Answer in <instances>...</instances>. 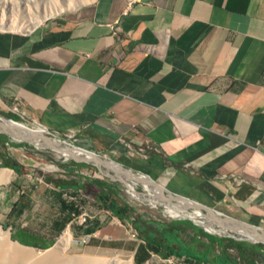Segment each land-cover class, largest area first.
Masks as SVG:
<instances>
[{
	"label": "crops",
	"instance_id": "0c3cea01",
	"mask_svg": "<svg viewBox=\"0 0 264 264\" xmlns=\"http://www.w3.org/2000/svg\"><path fill=\"white\" fill-rule=\"evenodd\" d=\"M0 113L113 152L168 193L264 230V0H93L26 32L2 29ZM86 164L70 160L38 186L12 170L0 197L11 238L48 249L66 233L132 264H264L262 243L147 207L135 229Z\"/></svg>",
	"mask_w": 264,
	"mask_h": 264
},
{
	"label": "rangeland",
	"instance_id": "374dc122",
	"mask_svg": "<svg viewBox=\"0 0 264 264\" xmlns=\"http://www.w3.org/2000/svg\"><path fill=\"white\" fill-rule=\"evenodd\" d=\"M93 0H0V21H3L5 24L3 26H0V30L7 29L12 31H18L23 32V28L21 29L19 26L23 25H31L32 23L36 22L35 25L42 23L43 21L47 19H51L52 17H56L58 15H63L70 13L74 10H76L78 7L88 4L92 2ZM67 3H81L77 8H69L64 9L57 14L50 15L53 13L57 8L63 6ZM59 6V7H58ZM49 14V16L47 15ZM44 15H46L44 17ZM31 22V23H30ZM19 27V28H18ZM25 31V30H24ZM0 115H3L0 113ZM6 118H11L14 121L23 124L24 126L30 128V129H36L29 120H24L17 114L12 113L11 115H3ZM61 140L63 137L57 136ZM5 139V140H4ZM19 138H14L12 135H10L8 132L3 131L0 128V153L3 155L10 156L12 159H14L15 162L20 163L22 165V169L24 170V173H26L31 179H33V183L40 185V183L44 182L47 183V181L56 180L59 177L64 176V169L63 165L66 163H70L71 159L65 160L64 156H61L58 154L57 151H53L49 148H45L44 145L41 142H37L36 140L33 141H17ZM10 142L12 143H22L27 145L28 147H31L36 151L37 153L32 152V150L25 151L22 147H13L10 145ZM37 144V145H36ZM101 156H103L107 161H114L120 165H123L119 158L113 154L110 153H99ZM2 163L0 159V164ZM87 166H81L80 171L85 173L86 177L88 179H97L100 180L102 183H107L113 185L111 187V191L113 192V197H115L116 202L119 203L122 206H126V218L129 221L133 219H141V216L144 217V214L147 211H143L144 208H149L152 210H155L154 212H159L161 215L168 219H175L167 216L164 214L165 207L170 208H178L176 206H165L162 205H155L154 202L156 200H153L150 195H148V191H145L144 188H142V183H136L134 181V186L132 184H127L126 182H129L125 179L124 175H120L119 173L115 174L109 169L100 166V168L95 167L92 163H87ZM124 166V165H123ZM125 167V166H124ZM126 169H130L134 172V170L131 167H125ZM0 169H7L11 171V177H14L13 171L8 168H0ZM137 175L142 176L140 173H137ZM113 178V179H112ZM10 180V179H9ZM8 180V181H9ZM8 181L2 182L0 181V197L4 194L5 189L10 186ZM40 181V182H39ZM42 181V182H41ZM13 190L9 192L12 197L15 195H20V190L17 193V188L19 185L13 184ZM90 188H94V186H91ZM134 188L136 195L133 194L132 189ZM128 189L129 195L126 190ZM16 191V193H15ZM150 193V192H149ZM153 202V203H152ZM169 214H171V211L169 212L166 210ZM193 210H188V212H192ZM5 213V211H3ZM172 215V214H171ZM180 219V218H178ZM206 228L210 227L215 231V234L221 235L223 237L231 238L234 240H246L248 239L245 236H241L238 231H225L223 227H216L215 225H211L210 223H206ZM218 230V231H217ZM0 231L1 232H8L9 238L13 242H17L14 239L11 238V231L8 229V227H2V224L0 223ZM210 231V230H209ZM34 232L30 233L27 232L24 234L25 237H32ZM221 233V234H220ZM66 234V233H64ZM63 234V235H64ZM62 235V236H63ZM61 236V237H62ZM60 237V238H61ZM57 239L56 243L53 245V247L48 249H38L31 246L22 245L21 246L27 248L25 250H30L31 254L37 257H42L44 254H47L49 251L54 249L55 246L59 245V240ZM255 242V241H254ZM30 248V249H29ZM62 255L65 258H85V259H122V260H129L125 255L121 256L119 254L111 255L109 257L100 256L97 253L94 252L93 247L89 248L87 251L82 249V246L77 243H71L69 239V244L65 248V250L62 252ZM52 264V263H51ZM132 264V262H131Z\"/></svg>",
	"mask_w": 264,
	"mask_h": 264
},
{
	"label": "water",
	"instance_id": "95a60500",
	"mask_svg": "<svg viewBox=\"0 0 264 264\" xmlns=\"http://www.w3.org/2000/svg\"><path fill=\"white\" fill-rule=\"evenodd\" d=\"M8 121L5 122V121ZM4 121V122H3ZM14 125H20V123L13 121L10 118H6L3 115H0V128L3 131L8 132L10 135H12L14 138H19L17 141H33L36 140L37 142H41L45 148H49L53 151H60V147L62 144L54 139L47 130L44 129H30L23 124L22 127H24L25 130H16L13 126L10 124ZM61 153V152H59ZM70 159L73 160L74 162L77 163H92L95 167L100 168V166H103L113 173L117 174L119 173L120 175H124L126 179L130 181H135L136 183H143L144 179L141 178L140 175H137L136 172L126 169L124 166L114 162V161H107L104 157L101 155L82 149L81 153L78 155H73L71 154ZM111 164H114L116 166V169H113L111 167ZM143 176V175H142ZM113 179V178H112ZM146 183V182H145ZM149 187H152L154 189H157V194L158 197L156 198H151L153 200H156V202H159L162 206H177L179 202H183L186 204V208L184 209L185 212L182 213V215H179L178 217L175 218H182V219H188L191 220L192 222L196 223L197 225H200L201 227H206V223H210L211 225H215L216 227H226L229 228V231L236 232L239 230H253L255 233L253 238L247 237L249 241H255L258 243L264 244V230H262L260 227L251 225L248 223H244L241 221H238L236 219H232L229 217L222 216L218 213H215L214 211L198 204L194 203L192 201H189L183 197L170 194L168 193L165 189H162L158 184L154 183L153 181L149 180L148 183H146ZM160 205V206H161ZM177 209V208H176ZM188 210H197L201 212L202 216H199V219L193 220L191 215H187V213H193L188 212ZM228 225H231L232 228H230ZM2 227H6V224H3ZM227 231V230H226Z\"/></svg>",
	"mask_w": 264,
	"mask_h": 264
},
{
	"label": "bare ground",
	"instance_id": "6f19581e",
	"mask_svg": "<svg viewBox=\"0 0 264 264\" xmlns=\"http://www.w3.org/2000/svg\"><path fill=\"white\" fill-rule=\"evenodd\" d=\"M81 3H77V4H73V3H65L63 6L57 8L53 13H51L50 15H54L57 14L58 12H60L62 10V8L64 9H69V8H77V6H79ZM49 16V14H47ZM46 15H44L45 17ZM31 23V22H30ZM36 22L32 23L31 25H23V26H19L21 29L23 28L26 31L31 30L32 28H34ZM5 23L3 21H0V26H3ZM18 27V28H19ZM1 28V27H0ZM23 30V31H24ZM5 121V120H4ZM3 121V122H4ZM8 123V121H5ZM10 124V123H9ZM11 126H13L16 130H25L24 127H22V125H14V124H10ZM37 145V144H36ZM60 151H58V154L61 156H69L70 153L76 154L77 150L71 147H60ZM61 152V153H59ZM111 167H113V169H116V166L114 164H111ZM11 171L7 170V169H0V181L5 182L9 180ZM142 179H144V182L142 183L144 190H147L150 192V195L154 198L158 197L157 194V189H154L152 187H149L146 183L149 182V179L141 176ZM126 179V178H125ZM146 182V183H145ZM134 182H126L127 184H132L133 185ZM134 186V185H133ZM129 192V191H128ZM133 194L134 193V188L132 189ZM136 195V194H135ZM165 207V206H164ZM178 207L176 208H170V207H165L166 210H168L169 212L171 211V214H169L166 210H164V214H166L169 217H176L179 215H182L184 211V209L186 208V204L183 202H179V204L176 206ZM174 215V216H173ZM187 215H191L193 219H197L199 216H202L201 212L194 210L193 213H187ZM230 228H232L231 225H228ZM208 230H213L210 227L207 228ZM225 231L229 230V228L224 227ZM218 231V230H217ZM238 233L241 236H245V237H250L253 238L254 236V232L253 230H239L238 229ZM221 234V233H220ZM69 235L68 234H64L59 242L60 246H55L54 249H52L51 251H49L47 254H44L42 257H37L31 254L30 250H25L27 248L21 246L20 244H18L17 242H13L10 240L9 238V234L8 232H1L0 231V264H131L130 260H122V259H85V258H65L62 255V252L65 250V248L68 246L69 244ZM30 249V248H29Z\"/></svg>",
	"mask_w": 264,
	"mask_h": 264
},
{
	"label": "built area",
	"instance_id": "2783aa9c",
	"mask_svg": "<svg viewBox=\"0 0 264 264\" xmlns=\"http://www.w3.org/2000/svg\"><path fill=\"white\" fill-rule=\"evenodd\" d=\"M107 26H108L109 30L111 31V34L114 35V36H116V37H118L119 32H120V29H119V27H118L117 21H113L112 23L107 24ZM118 38H119V37H118ZM38 129H44V128H40V127H38ZM44 130H46V129H44ZM47 131H48V130H47ZM48 133H49L54 139L58 140V141L62 144V147H65V146H66V147H71V148H74V149L77 150V153H76V154L70 153L69 156H70L71 154H73V155H78V154L81 153L82 148H80V147H78V146L75 145V143H74V139L72 138V135H69V134L66 133V134L63 136V139L61 140L59 137H57V136H59V135H56L55 133H52V132H50V131H48ZM60 137H61V136H60ZM139 151H141V150H139ZM109 153H110V154H113V152H109ZM97 154H98V153H97ZM99 155H100V154H99ZM129 155H130V156H133L132 151L129 152ZM69 156H66L64 159H65V160L70 159ZM102 157H103V156H102ZM126 180L129 181V183L134 182V181H130V180H128V179H126ZM133 184H134V183H133ZM126 187H127V185H126ZM145 191H147V190H145ZM126 192H127L129 195H131V194L128 192V189L126 190ZM134 193L136 194L135 190H134ZM147 194L150 195L149 191H148ZM131 196H132V195H131ZM150 196H151V195H150ZM132 197H134V195H133ZM152 203H153V202H152ZM154 204H155V205H161L159 202H156V201L154 202ZM163 207H164V205H163ZM176 217H178V216H176ZM171 218H175V217H171ZM77 219H78V221H79L80 223H84L85 220H86V216L82 214V215L78 216ZM197 219H199V217H198ZM193 220H196V219H193ZM131 221H132L131 223L133 224L134 219H132ZM130 229L133 230L131 227H130ZM204 229L207 230V231H209L206 227H204ZM211 232L215 233L214 230H211ZM218 234H219V233H218ZM130 237H131V238H136V233H135L134 231H132L131 234H130ZM167 262L172 263V264H186V262H185L184 259H176V260H172V259L169 258V259H167Z\"/></svg>",
	"mask_w": 264,
	"mask_h": 264
},
{
	"label": "trees",
	"instance_id": "16d2710c",
	"mask_svg": "<svg viewBox=\"0 0 264 264\" xmlns=\"http://www.w3.org/2000/svg\"><path fill=\"white\" fill-rule=\"evenodd\" d=\"M5 140V139H4ZM10 145L13 147H22L25 151L28 150H32V152L37 153L36 151H34V149H32L31 147H28L25 144L22 143H12L10 142ZM0 159L2 161V163L0 164V168H8L13 170L15 173H21L22 167H20L17 162L14 161V159H12L9 156L3 155L0 153ZM65 165H63L64 168ZM96 184H98L97 186H101L99 183L96 182ZM107 199V198H106ZM108 207L110 208V210H112V212L120 219H124L126 218V206H116L113 202H109ZM140 219H134L133 224L135 229L138 228V223H139Z\"/></svg>",
	"mask_w": 264,
	"mask_h": 264
},
{
	"label": "clouds",
	"instance_id": "9594fccd",
	"mask_svg": "<svg viewBox=\"0 0 264 264\" xmlns=\"http://www.w3.org/2000/svg\"><path fill=\"white\" fill-rule=\"evenodd\" d=\"M5 117V116H4ZM11 119V118H10ZM13 120V119H12ZM14 121V120H13ZM16 122V121H15ZM21 124V123H20Z\"/></svg>",
	"mask_w": 264,
	"mask_h": 264
}]
</instances>
